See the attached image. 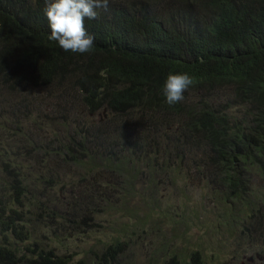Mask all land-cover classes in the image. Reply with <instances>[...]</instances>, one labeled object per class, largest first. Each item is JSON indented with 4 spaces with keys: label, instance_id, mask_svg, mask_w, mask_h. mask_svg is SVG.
<instances>
[{
    "label": "trees",
    "instance_id": "obj_1",
    "mask_svg": "<svg viewBox=\"0 0 264 264\" xmlns=\"http://www.w3.org/2000/svg\"><path fill=\"white\" fill-rule=\"evenodd\" d=\"M4 95L0 130L29 145L9 151L0 141V264H126L130 240L120 235L85 259L38 244L20 254L12 236H32L28 180L41 176L28 161L41 153L120 173L130 188L141 174L146 190L189 164L216 168L228 221L242 220V234L264 232V185L255 181L264 183V0H0ZM14 96L27 112L50 100L52 113L36 122L63 126V139L24 132ZM101 111L109 117L97 125ZM169 255L168 264H206L201 248Z\"/></svg>",
    "mask_w": 264,
    "mask_h": 264
},
{
    "label": "rangeland",
    "instance_id": "obj_2",
    "mask_svg": "<svg viewBox=\"0 0 264 264\" xmlns=\"http://www.w3.org/2000/svg\"><path fill=\"white\" fill-rule=\"evenodd\" d=\"M8 97H0L3 113L9 104H5ZM20 99L21 96L12 97L18 106ZM74 109L76 106L71 111ZM26 112L24 107L19 106L22 116L19 125L35 141L39 134L45 142L50 137L63 139V126L58 128L55 122L42 125L36 122L38 114L46 116L52 113L50 100L40 106L32 105L31 112ZM83 115L90 120L89 116ZM108 117L106 111H101L93 117V122L98 125ZM58 120H61L60 114ZM2 140L9 151L13 147H9L8 143L29 145H26L25 137L22 140L10 139L0 130ZM23 148L26 147H22L18 155L22 160L30 155H25ZM38 160V163L36 159L28 161L37 166L36 176H41L37 182L28 180L34 204L26 202L25 209L32 211L31 221H27L32 225V236L22 242L11 235L12 240L19 243L20 254L25 251L26 245L34 248L38 244L39 248L68 252L74 260L85 259L89 258L91 249L102 250L113 237L120 235L123 240H130L122 256L126 264H168L172 250L181 252L183 249L186 252L194 248L202 249L206 264H264V232L259 229L253 233L250 229L242 234V220H237L240 228L228 221L234 217L229 218L228 208L219 202L226 185H222L216 168L207 167L196 173L192 171L193 164H189L181 175L178 171L170 172L162 182L156 179L157 184L153 183L146 190L141 174L136 173L130 188L131 181L126 184V177L120 173L101 172L100 168L89 172L88 167L69 161L57 163L42 153ZM1 165L0 162V169ZM183 165L188 164L184 161ZM255 181L256 188H262L263 181L259 177ZM63 183L67 188L62 186ZM71 186L73 191L69 190ZM101 190L108 195H99ZM8 193L9 190H5V194ZM125 224L128 229L126 234L122 230ZM250 228L253 226L250 225ZM133 230L136 232L133 233ZM165 244L169 246L168 251L163 250ZM27 257H34L33 253L27 254Z\"/></svg>",
    "mask_w": 264,
    "mask_h": 264
},
{
    "label": "water",
    "instance_id": "obj_3",
    "mask_svg": "<svg viewBox=\"0 0 264 264\" xmlns=\"http://www.w3.org/2000/svg\"><path fill=\"white\" fill-rule=\"evenodd\" d=\"M256 256L260 258V255L258 253H257ZM249 259L252 260L253 259V256L252 257H249Z\"/></svg>",
    "mask_w": 264,
    "mask_h": 264
}]
</instances>
